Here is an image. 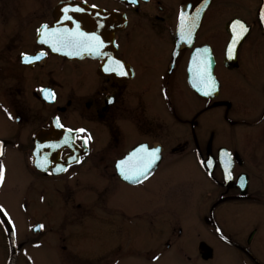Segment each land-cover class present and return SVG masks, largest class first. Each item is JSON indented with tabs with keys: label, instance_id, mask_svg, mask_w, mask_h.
I'll return each instance as SVG.
<instances>
[{
	"label": "flooded vegetation",
	"instance_id": "af4514ba",
	"mask_svg": "<svg viewBox=\"0 0 264 264\" xmlns=\"http://www.w3.org/2000/svg\"><path fill=\"white\" fill-rule=\"evenodd\" d=\"M40 2L36 12L32 4ZM67 2L102 16L95 32L129 76L104 73L99 58L70 60L39 43L41 25L62 27L56 9ZM45 3L0 0V206L8 213H0V264H212L223 256L228 264H264V0ZM197 8L200 23L187 44L178 38V13ZM234 19L250 31L229 60ZM204 47L218 82L212 97L190 84L192 56ZM41 51V60L22 63L21 53ZM40 88H51L55 101H45ZM55 117L91 134L86 149L75 142L80 163L67 165L68 147L37 152L63 138ZM140 144L159 147L161 159L133 184L115 164ZM220 149L232 153L231 181L221 167L201 165ZM45 154L47 172L34 163ZM57 165L68 171L55 173ZM132 202L135 211L125 205ZM243 221L253 228L243 229Z\"/></svg>",
	"mask_w": 264,
	"mask_h": 264
},
{
	"label": "snow or ice",
	"instance_id": "6c2138e0",
	"mask_svg": "<svg viewBox=\"0 0 264 264\" xmlns=\"http://www.w3.org/2000/svg\"><path fill=\"white\" fill-rule=\"evenodd\" d=\"M132 4H136L137 0H130ZM208 0H204V5L206 6ZM65 21H70L74 27H49L48 25H41L38 29V40L42 45H47L52 52L62 53L68 57H82L85 54L99 58L104 61L101 65L104 73L114 74L118 77L129 76V71L125 63L120 59H117L109 55L104 49L107 47L104 40L97 32H86L81 29V24L73 19L71 15H68L70 11L83 12L84 9L81 7H65L63 9ZM201 8H197L194 15H189L185 10H181L178 13V38L180 41L187 44L192 43L193 33L198 27L201 19ZM99 15V14H97ZM259 22L264 24V7L259 11ZM97 27L103 28L104 23L100 20L97 21ZM231 40L226 46L225 57L229 60L234 58V54L237 49V44L245 37V35L250 31L249 26L245 24L240 19H234L230 22ZM209 48H197L192 56L191 65L188 69L190 75V84L193 89L200 95L204 97H212L214 94L218 93V82L212 72L211 57L209 55ZM46 56V53L41 51L36 55H27L21 53L20 59L22 63L32 64L36 61L41 60ZM37 91L40 92L43 99L47 102H54L56 99V93L51 88H40ZM108 104L114 103V98L109 97L106 101ZM7 112V109H5ZM9 119H13L11 114H9ZM19 119V117H16ZM54 125L57 129L63 131V138L46 145L41 144L36 146L37 152L42 148L52 149L53 151L57 149H62L68 147L72 149L73 155L68 157L67 165L71 166L73 163H80V156L76 155V144L77 140L81 141L84 148L92 140L91 134L87 132L84 128H67L61 122L59 117L54 118ZM4 142L0 141V157L4 155L3 152ZM161 149L159 147L149 148L145 144H140L132 151H130L126 156L117 161L115 168L119 173V176L127 182L138 184L142 180L147 179L150 175L151 170L157 164V161L161 159L160 156ZM35 166L42 171L47 172L49 170V159L48 155H42L40 158L34 161ZM232 153L226 149H220L218 151L217 159H206L201 161V165L209 170L214 167H221L223 170V175L225 181H231L232 176ZM68 166L57 165L54 168L55 173H64L68 171ZM211 174V173H210ZM5 179V167L2 162H0V185L3 184ZM241 188L245 187L246 179L244 176L239 177ZM0 213L4 217H8V213L0 206ZM8 224H12L11 219H7ZM5 223L4 220H0V224ZM39 229L43 228V225L37 226ZM219 232L220 230L217 229ZM12 235H15V227L12 226ZM153 259H158V257H153Z\"/></svg>",
	"mask_w": 264,
	"mask_h": 264
},
{
	"label": "water",
	"instance_id": "95a60500",
	"mask_svg": "<svg viewBox=\"0 0 264 264\" xmlns=\"http://www.w3.org/2000/svg\"><path fill=\"white\" fill-rule=\"evenodd\" d=\"M77 6L83 8L84 11L83 12L70 11L68 13V15H71L74 20H76L77 22H79L81 24V29L83 31H86V32L96 31L97 27L96 28L94 27L93 21L102 18V16L96 15L95 11H90V10H88V9L84 8L83 6L78 5L76 3H64V4L60 5L56 9V13H58V14L60 13L62 27H69V28L74 27V25L70 21H65L63 19V17H64V11H63V9L65 7H77ZM59 20H60V18H59ZM100 35L103 36V33L100 32ZM85 55L86 56H89L87 54H85ZM65 57H67L68 59H75V58H77V57H68V56H65Z\"/></svg>",
	"mask_w": 264,
	"mask_h": 264
},
{
	"label": "rangeland",
	"instance_id": "374dc122",
	"mask_svg": "<svg viewBox=\"0 0 264 264\" xmlns=\"http://www.w3.org/2000/svg\"><path fill=\"white\" fill-rule=\"evenodd\" d=\"M46 3H45V6H44V9H46L47 7H49L48 5H50L51 6V4H54V3H56L57 1H59V0H44ZM29 5H31V3H29ZM32 6L35 8V10H36V12H40L41 10H42V8H43V4L40 2V3H38V5H33L32 4ZM22 23V22H21ZM22 26H23V24H22ZM23 29H24V27H23ZM5 131H4V129H2L1 127H0V133H4ZM123 204H124V202H122ZM127 207H128V209L130 210V211H135L136 209H137V206H135V204L132 202V203H130V204H125ZM247 220H249V221H253L252 219H247ZM264 224V223H263ZM241 225H243L242 226V228L244 229L245 227H248V228H253L252 226H254L253 224H249L247 221H243V223H241ZM222 258V259H221ZM220 259H218L217 261H215L214 263H212V264H228L227 263V260H226V256H223V257H221ZM158 264H167L166 262H161V263H158Z\"/></svg>",
	"mask_w": 264,
	"mask_h": 264
}]
</instances>
